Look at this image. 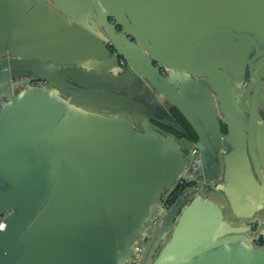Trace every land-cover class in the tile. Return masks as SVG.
Returning a JSON list of instances; mask_svg holds the SVG:
<instances>
[{
	"label": "water",
	"instance_id": "1",
	"mask_svg": "<svg viewBox=\"0 0 264 264\" xmlns=\"http://www.w3.org/2000/svg\"><path fill=\"white\" fill-rule=\"evenodd\" d=\"M87 2L88 30L118 65L121 58L126 62L124 70L140 93H97L85 82L81 70L61 68L55 72L28 53L0 55V224L5 223L0 228V264H135L139 239L191 159L190 153L180 167L166 155L163 144L126 148L118 136L107 146L99 144L86 151L85 134L72 135L69 107L62 104L55 90L83 102L96 100L109 111L144 115L183 133L169 113L170 106L193 128L202 160L197 176L190 180L195 185L164 211L139 262L169 264L172 249L169 244L163 246L168 227L191 198L208 197L214 187L208 166L218 158L221 138H227L221 133L207 87L217 94L223 110L220 96L226 90L216 71L231 62L238 68V76H243L247 50L256 49L260 42L264 45V0H188V6H195V14L199 8L207 18L205 23L198 21L188 27L195 34L204 33L201 50H212L213 54L208 73L186 72L153 55V50L161 49L152 33L156 28L150 31L139 22L144 10L137 12L126 0ZM21 16L16 4L8 18L0 6V50L7 33L11 43H16L22 25L13 26ZM229 38L236 42L237 50L230 56L226 54ZM193 47L199 50L196 39ZM197 56L205 60L204 55ZM176 73H190L193 78L182 77L177 86L173 82ZM257 84L249 124L236 128L248 134L239 135L235 149L246 147L259 174L254 129L264 101L259 99L260 82ZM101 140V136L94 137L95 142ZM233 221L238 226L217 233L213 242L190 253L189 264H264V245L258 244L264 242L262 221ZM241 242L250 246L241 244L248 248L244 249L246 260L220 261L215 257L221 256L223 249L232 255L238 248L236 243ZM120 256L124 260L120 261Z\"/></svg>",
	"mask_w": 264,
	"mask_h": 264
},
{
	"label": "crops",
	"instance_id": "2",
	"mask_svg": "<svg viewBox=\"0 0 264 264\" xmlns=\"http://www.w3.org/2000/svg\"><path fill=\"white\" fill-rule=\"evenodd\" d=\"M126 1L137 12L144 10L139 14L144 17L138 18L141 24L150 31L156 28L152 33L161 50H153V55L163 57L166 62L176 66V69L202 75L208 73L207 66L213 51L201 50L204 33L195 34L188 27L190 23L206 22L203 11L198 8L195 14V6H188V0ZM15 4L22 16L13 28L22 25V29L15 37L16 43H11V34L7 33L9 37L5 39L0 55L10 57L11 53H28L55 72L61 68L81 70L85 82L93 86L97 93L139 95V87L131 83L124 67L117 64L99 39L88 30L90 5L87 0H0V6L6 10L7 18L11 17V9H14ZM194 39L199 50H194ZM228 41L229 50L226 54L230 56L237 51L234 45L236 42L232 38ZM247 44L251 48V42L247 41ZM247 52L243 76H238L235 63H223L222 68L218 66L219 70L216 72L221 77L220 85L226 90L221 92L217 87V91L221 92L223 110L219 107L217 94L207 87L216 105L221 133L227 138H221L218 158L215 164L208 166V176H212L214 181L208 197L191 198L168 227L163 246H171L169 264H189L192 261L189 258L190 253L213 242L217 233L228 232L238 226L233 220L259 219L263 223L261 230L264 231V110H260L254 129L255 154L260 175L255 171L246 147L235 149L239 135L248 134L236 128H244L249 124L252 96L258 81L259 99L264 101V45L260 42L259 47ZM197 55H204L205 60ZM174 76L176 78L173 82L177 86L183 81L178 79L193 78L190 73H176ZM200 81L204 83L201 79ZM54 92L62 104L69 107L67 115L71 121L72 135L76 137L79 133L85 134L86 151L97 148L99 144L102 147L107 146L108 141L118 136L121 139L120 144L126 148L130 145L141 148L146 144H163L166 155L172 157L171 160L175 159L181 167L184 165V158L197 148L196 133L185 120L195 133L196 139L186 136L187 132L180 122L183 116L176 108L168 106L170 115L180 125L183 133L152 122L138 113L113 112L96 100L83 102L57 90ZM98 136L102 138L100 143L94 141V137ZM188 164L189 160L186 161L182 173ZM221 198L225 200L226 208ZM241 244L250 247L246 242L236 243L238 248L232 255L223 249L221 256L215 257L220 261L246 260L244 249L248 248L241 247ZM119 260L124 258L120 256Z\"/></svg>",
	"mask_w": 264,
	"mask_h": 264
},
{
	"label": "built area",
	"instance_id": "3",
	"mask_svg": "<svg viewBox=\"0 0 264 264\" xmlns=\"http://www.w3.org/2000/svg\"><path fill=\"white\" fill-rule=\"evenodd\" d=\"M110 46L112 44H109ZM121 64H124L125 61L121 58ZM202 166L201 153L197 148H194L191 152V159L188 164V168L184 172L183 176L179 179L177 184L175 185L172 192H170L163 201L162 207H158L155 213L153 220L147 224L146 232L142 238L139 239V243L136 246V252L134 255V263L139 264L141 261L146 247L151 242L154 231L160 225L162 220V215L166 209H170L179 198L185 193V191L191 186L190 180L197 176L199 169ZM5 227V223L1 222L0 228L3 229ZM260 245H264V242L258 243Z\"/></svg>",
	"mask_w": 264,
	"mask_h": 264
},
{
	"label": "trees",
	"instance_id": "4",
	"mask_svg": "<svg viewBox=\"0 0 264 264\" xmlns=\"http://www.w3.org/2000/svg\"><path fill=\"white\" fill-rule=\"evenodd\" d=\"M180 122L183 125V128L185 129V131L187 132L186 136L191 138V139H196V135L193 132V130L191 129V127L186 123L185 119L183 117H181Z\"/></svg>",
	"mask_w": 264,
	"mask_h": 264
},
{
	"label": "flooded vegetation",
	"instance_id": "5",
	"mask_svg": "<svg viewBox=\"0 0 264 264\" xmlns=\"http://www.w3.org/2000/svg\"><path fill=\"white\" fill-rule=\"evenodd\" d=\"M123 67H125V65H126V62L124 63V64H121ZM190 185L191 186H194L195 185V183H190ZM209 189V188H208ZM209 190H212V189H209Z\"/></svg>",
	"mask_w": 264,
	"mask_h": 264
}]
</instances>
